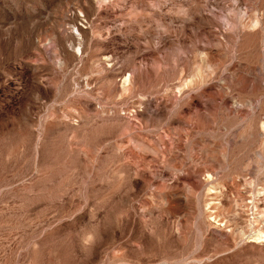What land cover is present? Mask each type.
I'll return each instance as SVG.
<instances>
[{
    "label": "rangeland",
    "instance_id": "rangeland-1",
    "mask_svg": "<svg viewBox=\"0 0 264 264\" xmlns=\"http://www.w3.org/2000/svg\"><path fill=\"white\" fill-rule=\"evenodd\" d=\"M264 0H0V264H264Z\"/></svg>",
    "mask_w": 264,
    "mask_h": 264
},
{
    "label": "bare ground",
    "instance_id": "bare-ground-1",
    "mask_svg": "<svg viewBox=\"0 0 264 264\" xmlns=\"http://www.w3.org/2000/svg\"><path fill=\"white\" fill-rule=\"evenodd\" d=\"M262 237H264V235L258 233V234H256V236H255V240H256V239H259V238H262Z\"/></svg>",
    "mask_w": 264,
    "mask_h": 264
}]
</instances>
